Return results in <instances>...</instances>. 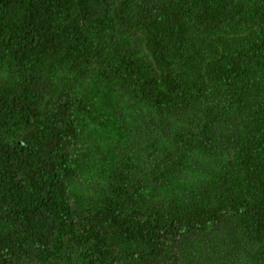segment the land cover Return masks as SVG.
I'll return each instance as SVG.
<instances>
[{
	"label": "trees",
	"instance_id": "obj_1",
	"mask_svg": "<svg viewBox=\"0 0 264 264\" xmlns=\"http://www.w3.org/2000/svg\"><path fill=\"white\" fill-rule=\"evenodd\" d=\"M0 264H264V0H0Z\"/></svg>",
	"mask_w": 264,
	"mask_h": 264
}]
</instances>
